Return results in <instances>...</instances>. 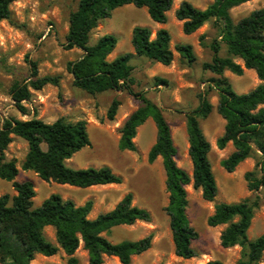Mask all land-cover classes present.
Instances as JSON below:
<instances>
[{
  "label": "trees",
  "instance_id": "16d2710c",
  "mask_svg": "<svg viewBox=\"0 0 264 264\" xmlns=\"http://www.w3.org/2000/svg\"><path fill=\"white\" fill-rule=\"evenodd\" d=\"M13 1L0 0V21L12 25L15 24L10 11ZM250 1L213 0L203 10L183 1L174 11L185 35L195 33L208 22L216 31V37L209 45L211 61L204 63L202 69L217 78L210 79L208 90L198 94V105L184 113L191 176L175 162L177 149L161 110L142 93L133 91V68L129 65L130 59L138 56L169 66L174 60L169 32L161 28L152 37L149 28L134 27L131 32L133 54H124L112 61L107 58L118 42L114 35H104L95 44H89L91 32L101 21L109 19L116 9L128 5L145 9L153 22L164 25L173 0H78L76 10L69 15L65 48L83 52L78 60L67 66L73 86L90 96L108 91L125 92L140 102L120 129L119 149L135 151L133 140L138 128L149 118L154 122L156 139L147 160L153 163L161 159L168 194L165 212L169 218L174 254L183 260L196 256L191 243L198 238L186 215L188 199L185 187L191 184L194 189H199L206 202H213L218 192L208 158L210 143L200 127V121L205 120L213 109L208 100L209 90L216 92V112L225 122L216 147L223 150L228 143L233 146L230 155L220 161V166L227 173H233L249 158L255 160V165L253 171L244 174L247 189L253 195L236 203H216L207 224L210 227L224 226L219 238L222 248H240V258L236 264H259L264 253V233L254 240H250L247 234L254 213L261 205L259 194L264 190V8L253 10L238 21H234L230 14L232 9ZM222 46L226 50L225 57L220 56ZM174 51L188 65L196 61L191 45L176 44ZM237 60L241 61L242 66ZM27 63L29 77L24 81H14L8 91L22 115L28 112L23 104L30 101L31 90L40 91L47 85L58 87L61 80L60 75L39 76L37 63L28 58ZM244 69L254 71L260 83L253 90L238 94L223 74L228 71L242 76ZM156 81L165 84L163 80ZM119 105L117 99L112 100L106 112L108 120L115 118ZM14 137L27 144V153L20 168L33 172L42 181L82 189L119 185L122 182L106 166L71 169L65 165L74 154L90 146L85 121L68 123L58 119L46 123L37 118L25 121L11 117L4 119L0 126V180L10 182L15 195L0 197V264H31L37 255L53 257L60 250L68 257V264H77L75 253L80 247L87 253L88 264H103L105 257H114L121 264H130L132 257L151 248L152 235L119 243H112L107 238L116 227L150 221L147 210L132 204L130 193L112 210L98 214L94 219L89 218L92 201L77 206L71 200H63L58 194L50 195L39 207L33 208V184L30 181L16 182L19 172L16 161L6 158L5 152ZM47 227L53 229L55 243L45 237ZM207 264L223 263L210 261Z\"/></svg>",
  "mask_w": 264,
  "mask_h": 264
},
{
  "label": "rangeland",
  "instance_id": "374dc122",
  "mask_svg": "<svg viewBox=\"0 0 264 264\" xmlns=\"http://www.w3.org/2000/svg\"><path fill=\"white\" fill-rule=\"evenodd\" d=\"M186 1L198 9H205L213 0H173V6L167 13V22L159 25L153 22L145 9H137L132 5L124 6L112 12L109 19L101 21L90 34L89 44L93 45L104 35H114L118 42L107 58L133 54L131 32L134 27H147L154 37L158 29H166L171 36V49L174 60L169 66L149 61L147 58L133 56L129 65L133 68V91L142 93L162 112L170 126L174 145L177 149L175 162L190 176L192 165L188 156V142L184 113L198 105V94L207 91L209 81L217 78L209 71L202 69L204 63H210L212 52L210 43L216 37L211 22L204 24L191 35L182 32L180 24L174 16L179 4ZM78 0H14L10 6L14 25L0 21V126L6 118L28 120L40 119L53 123L58 119L73 123L85 121L90 146L83 148L65 162L71 169L109 167L122 179L119 185L93 186L82 189L54 182H45L33 172L23 171L20 164L27 153V144L20 138H13L6 150L7 160H15L19 169L16 182L30 181L33 184L35 197L33 208L52 194H58L63 200H71L81 206L92 201L90 214L98 215L112 210L128 193L132 195V204L145 209L150 214L149 222H136L130 226H119L112 230L108 240L119 243L124 240L137 241L152 235L151 248L134 256L130 264H207L220 261L223 264H236L240 258V248H222L220 234L224 226L210 227L207 219L214 212L216 203H236L251 197L244 180V174L254 170L255 160L249 158L242 162L233 173H227L221 166L223 157L230 155V148L224 151L216 147V140L223 134L224 122L216 112L217 95L209 90L208 100L213 109L210 115L200 121V127L210 143L209 161L217 183V196L213 202H206L201 191L192 185L185 187L188 199L186 215L190 225L198 234L191 243L196 256L183 260L175 256L169 228V218L165 208L168 194L165 189V173L161 159L153 163L147 160L148 152L156 139V128L152 119L137 130L133 140L136 150L122 151L118 147L120 129L126 119L139 106L140 102L125 92L108 91L96 96L75 88L72 76L67 70L69 63L78 60L83 52L78 49L67 50L65 37L68 32V20L71 12L76 10ZM264 8V0H251L231 10L234 21L247 16L251 11ZM200 37L202 40L200 41ZM188 44L193 47L196 61L188 65L174 51V45ZM221 57L227 56L225 47L221 48ZM27 58L37 63L39 76L60 75L58 87L47 85L40 91L31 90V99L25 103L26 115L16 109L8 95L14 81H24L29 77ZM237 63L239 60L236 61ZM223 77L238 94L247 93L259 84L254 71L245 70L242 76L225 71ZM160 79L165 84L156 81ZM113 99L120 103L115 118L110 121L106 112ZM233 147V146H232ZM15 192L11 183L0 180V197ZM259 209L254 213L248 238L256 239L264 233V190ZM45 237L55 243L53 229H45ZM77 264H88L87 253L80 247L75 253ZM68 257L60 250L53 257L36 256L31 264H68ZM103 264H121L117 258L105 257ZM259 264H264V253Z\"/></svg>",
  "mask_w": 264,
  "mask_h": 264
},
{
  "label": "crops",
  "instance_id": "0c3cea01",
  "mask_svg": "<svg viewBox=\"0 0 264 264\" xmlns=\"http://www.w3.org/2000/svg\"><path fill=\"white\" fill-rule=\"evenodd\" d=\"M179 23L181 24V22H179ZM160 26H161V25H160ZM173 54H174V52H173ZM109 56H110V55H109ZM108 61H112V60H108ZM239 62H241V61H239ZM238 64H240V65L242 66V63H238ZM244 71H245V69H244ZM244 71H243V72H244ZM259 83H260V82H259ZM148 120H150V118H149ZM148 120H147V121H148ZM223 122H224V120H223ZM144 124H145V123H144ZM224 125H225V122H224ZM139 128H140V127H139ZM173 142H174V141H173ZM227 146H229L230 150L233 151V147H232V144H231V143H228ZM210 147H211V146H210ZM225 148H226V147H225ZM220 151H224V149H223V150H220ZM232 151H230V153H231ZM223 159H225V157H223ZM223 159H222V160H223ZM247 160H248V159H247ZM247 160H245V161H247ZM96 216H97V215L89 214V218H90V219H94V218H96ZM37 256H40V255H37Z\"/></svg>",
  "mask_w": 264,
  "mask_h": 264
}]
</instances>
